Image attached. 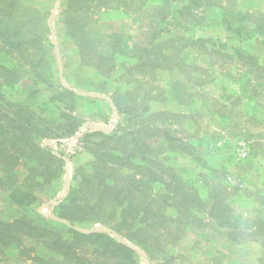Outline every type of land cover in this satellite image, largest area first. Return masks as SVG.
I'll use <instances>...</instances> for the list:
<instances>
[{"label": "rangeland", "instance_id": "374dc122", "mask_svg": "<svg viewBox=\"0 0 264 264\" xmlns=\"http://www.w3.org/2000/svg\"><path fill=\"white\" fill-rule=\"evenodd\" d=\"M211 1L209 9L184 10L190 1L0 0V228L2 222L12 224L18 241L0 239V264H147L142 252H148L125 236L128 228H121L125 235L116 231L117 221L110 218L113 195L101 207L104 221L99 217L74 228L127 243L137 249L133 256L117 251L105 236L78 237L59 213L67 211L61 204L75 177L102 173L121 182L132 172L143 177L148 166L156 171L150 179L168 181L158 182L156 190L167 193L179 183L177 200L190 198L196 214L191 222L176 218L163 197L156 199L155 209L163 208L165 215L156 238L148 241L158 252L148 255L150 264H264V233L232 232L264 219V32L257 29L264 25V0ZM78 25L84 27L81 40ZM148 47L153 56L143 62ZM161 64L165 69L155 70ZM246 88L250 98L243 96L234 106ZM75 90L111 97L115 105ZM120 93L124 108L134 106L135 96L151 100L153 109L186 116L194 110L193 99L226 103L234 125L221 128L206 111L201 126L222 131L220 150L198 147L194 156L151 161L113 136L129 125V116L116 106ZM149 141L153 148L167 146L163 138ZM213 180L228 187L224 195L234 219L225 230L210 217L205 183ZM20 188L38 200L18 204L13 194Z\"/></svg>", "mask_w": 264, "mask_h": 264}, {"label": "trees", "instance_id": "16d2710c", "mask_svg": "<svg viewBox=\"0 0 264 264\" xmlns=\"http://www.w3.org/2000/svg\"><path fill=\"white\" fill-rule=\"evenodd\" d=\"M188 2L189 3L183 8L184 10H190L194 7L209 9L214 5L211 0H188ZM166 8H169V5H167ZM170 15L174 16V13ZM47 27L48 30H50L49 26ZM77 29L78 38L80 40L84 39L83 36L81 37V34L85 33L84 27L78 25ZM257 29L260 33H263L264 25L258 23ZM106 36L111 39L112 37H117L119 39V35L117 33H109ZM200 41L206 42L205 39L198 38L197 42ZM163 43L164 41L161 42V45ZM117 47L118 50H121V52L124 53L123 49H121V44H117ZM248 55L249 54H247V56ZM150 56H153L151 47L145 48L141 60L145 62L144 58ZM113 69L114 68H111V70ZM163 69H165V65L161 64L156 67L155 70L158 71ZM179 83L180 82H178V84ZM175 87L176 86L174 85L172 93L177 95L178 92ZM245 90L246 91H244L243 94L241 93L240 95H237L236 99L234 98V106L238 103V100L242 101L243 96L250 98L249 89L246 88ZM135 94L136 93L133 95ZM133 97L135 100L133 103L134 106L124 108L125 103L123 105V98H125V95L123 93L118 95V98L116 99V106L120 114H127L129 116V125L121 127L122 133L117 131L113 134V136L123 140L127 144H131L134 149L146 155L145 159L149 158L151 161L157 158L169 160L172 157V154H175L176 157H178V154L182 155V153H188L189 155L194 156L199 152L198 147L206 151L220 150L221 146L217 145V142L219 137L221 138L222 131L211 130L210 127L203 129L201 126V118L204 119V115L206 114L203 113L206 111L207 113L209 112V119H217V124L221 128H227L231 124L234 125V123L231 122V114L225 113V108L230 107V105L226 103H220L216 106H212L206 102L199 104V101L201 100L193 99L192 104L194 110L189 112V116H186L185 113H169L165 110L153 109L150 105L151 100L145 101V99L139 100V97ZM217 101L221 102L222 100ZM139 104H142L145 107H139ZM221 111L223 113H221ZM183 117L185 118L182 119ZM250 117L253 120H259L256 117ZM186 122L194 125V127L186 126ZM181 126H184L185 128H182L181 130ZM185 130L188 132L187 138L179 135ZM155 137L163 138L167 142V146H164V143H159L157 145L158 147L153 148L154 144L150 143L149 140ZM148 150H152V153H149ZM143 160L144 158H142L141 161ZM114 167L117 166H112V169ZM151 174L155 175L156 171L152 167L148 166L146 174H144L143 177L139 178L136 176V172H132L121 182L116 178H108L102 173H98L93 175L92 178L87 179H78L75 177L76 181L71 185L69 196L61 204V206L66 208L67 211L59 213V215L71 222L73 227L67 225V228L78 237L92 238L105 236L102 233L81 232L75 229L74 226H89L95 223L99 217L104 221V216L100 215L101 207L105 205L108 197L113 195L112 201L115 200L117 202L113 205L114 213L110 215V218L117 221L113 222L116 223L115 228L117 230H115L117 232L120 231L119 233H121L123 232L121 228L126 226V228H128L126 235L124 233L121 234L125 235L130 240H133L135 243H139L140 246L148 252V255L152 257L151 254L156 255L158 252L154 249L153 245H149L148 241L152 238H156L155 232L157 226L162 222L159 220L163 219L165 215L163 208L155 209L153 204H157L156 199L163 197L164 206H166L167 209H174L176 218H179L180 216L189 218L188 222H191L190 215L194 214L195 207L191 204L190 198L177 200V198L181 195L179 183L177 184L178 187H175L176 190H172L170 188L167 193L157 191L156 187L158 182L167 183L168 181L166 179L163 180V182L156 179L152 180L149 177ZM173 181L177 182L175 179H173ZM205 184L208 185L206 200L209 205H212L210 217L216 220V224L220 225L218 226L219 228L225 230L224 228H229L231 226L232 220L234 219L231 214V205L227 202L228 195H224V191L227 192L228 187L224 185L222 180L207 181ZM236 190L239 192V188H236ZM190 196H192V194ZM13 197L16 199L15 201L18 204L25 206L38 200V197L34 195L31 190L23 188L17 190V192L13 194ZM194 215L196 216V214ZM118 218L120 219L119 221ZM201 219L203 220V218ZM18 222L19 220L16 221V223ZM262 225H264V219H262L261 223L258 222L250 225L249 229L232 230V232L243 234L248 231L249 235L255 236L257 234H262V232L264 233ZM11 227H13L12 224L2 222V227L0 228V239H7L10 243H17L18 241H14L15 235ZM105 237L110 243H114L117 251L128 253L130 256H133V254L136 253L135 249L131 246L125 243L116 242L108 236ZM231 239L235 242H246L245 239L237 240L235 236H232ZM158 250L162 252L160 249ZM116 264L123 263L118 262Z\"/></svg>", "mask_w": 264, "mask_h": 264}, {"label": "water", "instance_id": "95a60500", "mask_svg": "<svg viewBox=\"0 0 264 264\" xmlns=\"http://www.w3.org/2000/svg\"><path fill=\"white\" fill-rule=\"evenodd\" d=\"M60 63H62L61 62V58H60ZM61 79H62V82H64V75H63L62 67H61ZM74 92H77V93H79L81 95H84V96H98V97H103V98H106V99L110 100V102L112 103V105H115V103H114L115 100H113V98L107 97V96L102 95L100 93H87V92H83V91H80V90H75ZM116 113H117V111H116ZM97 128L102 129L104 131H109L110 128H111V126H108V127L97 126ZM68 170H69V167H68ZM69 189H70V186H68V192H69ZM84 232H90V231H84ZM142 254L144 255V258L146 259L147 264H150L149 258H147L148 256L145 253H143V252H142Z\"/></svg>", "mask_w": 264, "mask_h": 264}, {"label": "crops", "instance_id": "0c3cea01", "mask_svg": "<svg viewBox=\"0 0 264 264\" xmlns=\"http://www.w3.org/2000/svg\"><path fill=\"white\" fill-rule=\"evenodd\" d=\"M125 244H127V243H125ZM128 245V244H127ZM129 246H131V245H129ZM132 248H134L135 249V247H133V246H131ZM148 256V255H147ZM147 258H149V256L147 257ZM150 259V258H149Z\"/></svg>", "mask_w": 264, "mask_h": 264}]
</instances>
